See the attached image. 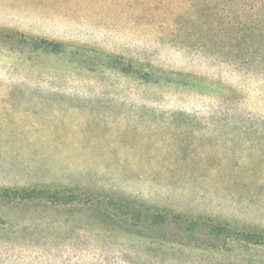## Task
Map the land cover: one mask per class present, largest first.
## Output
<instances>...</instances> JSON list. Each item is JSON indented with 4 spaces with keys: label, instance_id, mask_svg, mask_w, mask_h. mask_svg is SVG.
<instances>
[{
    "label": "rangeland",
    "instance_id": "obj_1",
    "mask_svg": "<svg viewBox=\"0 0 264 264\" xmlns=\"http://www.w3.org/2000/svg\"><path fill=\"white\" fill-rule=\"evenodd\" d=\"M263 20L0 0V264H264V65L232 41Z\"/></svg>",
    "mask_w": 264,
    "mask_h": 264
},
{
    "label": "trees",
    "instance_id": "obj_2",
    "mask_svg": "<svg viewBox=\"0 0 264 264\" xmlns=\"http://www.w3.org/2000/svg\"><path fill=\"white\" fill-rule=\"evenodd\" d=\"M259 4L264 5V0H255V5ZM232 41L234 44H236V49L235 51L233 50V52L238 54L239 58H241L240 60H246L247 56L254 54V56L257 58L254 64H257V61H259L258 59L260 58L261 65H264V20L263 27H251L250 25H246L242 28H239L237 31H235ZM159 219L160 216L157 213H151L149 217H145L144 221L141 220L138 224L139 227L150 226L155 227L159 231H164L167 225L165 223L167 221L162 218V222H159ZM194 225L196 231H202V227L198 222H195ZM178 231L180 233L183 232L180 229H178ZM203 234L201 233V235Z\"/></svg>",
    "mask_w": 264,
    "mask_h": 264
}]
</instances>
